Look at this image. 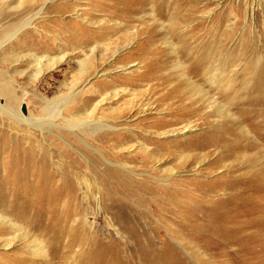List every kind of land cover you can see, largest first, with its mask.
I'll list each match as a JSON object with an SVG mask.
<instances>
[{"label":"rangeland","instance_id":"374dc122","mask_svg":"<svg viewBox=\"0 0 264 264\" xmlns=\"http://www.w3.org/2000/svg\"><path fill=\"white\" fill-rule=\"evenodd\" d=\"M99 1H49L42 16L12 38L31 16V0H0V44L8 39L0 48V264L24 259L34 264H264V186L255 194L238 196L237 204L230 206L223 191L231 181L228 164H216L217 155L182 168L179 162L130 164L116 158L122 148L110 146L115 140L107 139L115 131L138 135L152 148L168 141L196 146L207 128L201 121L168 137H158L153 132L157 128L146 133L152 122L160 123L165 108H156L159 95L152 100L148 95L160 81L142 82L141 73L150 60L162 56L159 66L165 71L155 76L177 71V57L161 39L167 35L177 56L184 49L195 56L220 50L225 60L233 59L232 66L224 61L218 66L231 68H224V79L231 74L242 97L264 66V0H164L169 3L168 15L161 20L166 29L156 31L157 41L148 45V20L134 19L130 44L120 41L122 36L110 32L112 28L103 29L94 45L100 70L74 87L86 55L81 49L63 52L56 28L72 22L74 30L84 31L112 21L108 11L96 7ZM41 3H34L35 12ZM59 4L71 5V12L50 9ZM42 57L40 67L37 59ZM62 57V67L48 70L49 59ZM109 82L115 89L106 90ZM86 97L92 98L89 104L84 103ZM132 102L151 105L117 121ZM170 169L174 175L165 173ZM123 178L181 189L188 210L193 209L167 214L149 198L139 205L134 197L115 192L123 189ZM140 193L136 189L133 194L137 198ZM25 196L28 204L11 205L14 197ZM134 204L148 209L141 213L151 212L144 227L145 217L133 215L138 211ZM220 207L229 212L221 215ZM26 208L31 212L22 215ZM53 223L57 230L66 226L62 238ZM158 230L160 235L145 245ZM73 234L83 240L69 251L65 247Z\"/></svg>","mask_w":264,"mask_h":264},{"label":"bare ground","instance_id":"6f19581e","mask_svg":"<svg viewBox=\"0 0 264 264\" xmlns=\"http://www.w3.org/2000/svg\"><path fill=\"white\" fill-rule=\"evenodd\" d=\"M49 1L52 2L53 0H31V6L29 8V12L31 11V16L27 17L25 23L12 38L16 37V35L21 32L22 29L32 25L36 19L40 18L43 14L42 11L44 4ZM109 1L110 3L105 4V1L101 0L96 7L100 9V11H108L110 15L109 17L113 20L110 22H104L103 24L99 25L97 29H87L83 27L85 29L84 31H77L73 29L72 22L64 24L63 26H59L58 29L56 28V31H58L63 42L59 45L63 52L67 54L72 50L77 51L81 49L80 51L86 55V58L80 62L79 74L76 80L77 83L74 85V87H77V85H79L78 83L83 84L89 80L90 77L98 74L97 72L100 70L101 61L96 59L97 48L94 45L97 42L99 37L98 35L103 29L112 28L110 29V32L118 35L120 34V36H122L120 41L124 40L126 44H130V36H133V31H136L134 19H137L138 21L148 20L147 22H151V24L148 25L146 29V31L149 32L147 39H150L148 45H151L152 41H157L156 39L154 40L156 31L166 29L164 23L161 20L168 15L166 13L167 4L169 3L166 4V1L164 2V0ZM39 2H42V7L39 11L35 12L36 5L34 3ZM103 4H105L104 8H102ZM148 7H150L149 10ZM71 8V5L62 7V4L50 7V9L59 13H62L61 9H64L65 13H70ZM84 15L85 14H82V16ZM87 15L90 16L88 13ZM89 18L93 19L94 17ZM161 39H163V44H165L167 48L171 49V54L176 55L177 59L175 61L174 68H177V71L174 74L165 75L163 73L161 76H155L164 70V67L159 66L161 59L164 60L165 57L162 56L160 59L150 60L148 65L145 67V71L141 73L140 78L142 82L149 83L156 80L160 81L159 83L150 87L148 90V95L151 100L153 97L159 95L158 98L155 99V103L157 104L156 108H165V111L163 110L161 112L164 114V116L159 118L160 123L157 124V122H152L146 127V133L151 134V129L157 128V130L153 132L157 134L158 137H168L176 135L178 132L181 133L184 130H191L193 127H195L193 124L197 121L203 122L202 124L207 128L204 129L203 134L198 137V143L196 146L193 145V147L190 148H188L189 143H182L180 141H168L163 145L155 144L152 148V145L149 141L142 140V138L138 135H131L127 132L122 133L115 131L110 134V138H107L108 141L115 140L114 144L110 146L122 148L121 153L117 154L118 156L116 155V158L126 159L125 161L130 162V164L148 165L179 162V168H182L185 165L188 166L194 163L200 164L206 161L211 155H217L213 159L216 164H224V166L225 164H228L226 165L228 166L227 173L229 174V181H231L223 189V191L228 192L226 194L227 203L230 206H234L237 204L236 198L238 196H243L249 192H254L255 194L257 193L259 186H264V66L257 75L256 81L254 79L255 83H253L250 88H247V92L242 97H239L237 94L238 91H236V88L233 86V76H230L231 74L229 76L226 75V79H224L225 76H223L226 70L228 71V69H231L226 65L232 66V63L235 62L233 59H228V61L225 60V58L222 57L223 55L220 53L219 49V52L209 50V54L204 52L198 56L192 55L190 52H188V50L184 49L180 56H177V54L174 52L176 49L174 47L175 45H173L168 39V36L165 35V37H162ZM7 42L8 39L7 41L0 44V48ZM185 43H187V41H185ZM117 49H115L113 53H116ZM138 50L139 47H136L135 51ZM80 51L78 52L80 53ZM149 52H151V55H153V50H150L147 53ZM66 54H64V57ZM71 54H73V52ZM64 57H62L60 60L54 58L49 59L47 61L48 70L51 69L53 71L58 66L62 67L64 65L62 64ZM43 59V57L37 59V63L40 67H42ZM181 60H185L183 62L185 64H183ZM221 61L227 62L226 65L220 64L221 66L219 65V67L218 64ZM226 84L228 86L227 89L224 87ZM105 86L106 90L115 89V84H113V82L106 83ZM232 88L233 91L229 93ZM70 98L71 97L67 99L69 100ZM91 100V97H86L84 103L89 104ZM133 104L134 102L129 104V107L126 109V111L117 117V121L122 120L129 115L135 116L141 107L144 108L148 105H151H147L146 103L147 106L143 105L139 107L140 105L134 106ZM124 152H128V154L132 153V155L129 157L122 156ZM165 173L174 175V171L171 169L166 170ZM127 180L128 179H124L123 183H121L119 186L123 187V189L120 190L117 188L115 189V192L117 194L126 193L125 195L134 197L136 203L139 205H144V203H146L147 199L149 198L151 201H153V204L156 205L155 207L158 208L157 210H160L161 212L164 211L167 214H172V212H177L181 209H183V211L186 213L193 209L190 208L188 210L187 206L189 202L185 201L183 196L184 192L181 189H174L173 187L168 189V187L171 186L154 187L146 179H137L133 182ZM126 183H128V185ZM179 185L181 186V184ZM136 189H140L141 191L137 198L136 194H133ZM151 195L153 196L150 198ZM15 197L10 201L11 205L13 206L16 204L24 205L29 203V199L26 196L22 199H17ZM134 208L138 210L133 214L135 217L140 218V216H142V218L145 217L146 219L142 226L144 224H149L151 219L149 213L151 212L141 213V210L146 211L148 209H142L135 204ZM30 212L31 211L26 208L24 209L23 214H21L28 215ZM228 212L223 210L222 207L219 209V213L221 215H225V213L227 214ZM193 213L195 212H192V214ZM1 220L2 222H9V220L6 218ZM168 221L170 222L169 219ZM184 221L185 225H187L189 222L188 219H185ZM54 225L56 224L53 223V231L56 230L60 235L59 238H62V234H65L64 230H66V226H62L59 228V230H57L55 229L56 227H54ZM12 226L13 225H11V227ZM34 230H37V227H35ZM159 235L160 232L158 230L151 238L145 240L147 243L145 245L150 244L152 238L158 237ZM73 236H75V234L69 235V240L67 239L68 244L65 248H67L69 251L75 247L74 244H78L79 240H83V238L75 239ZM162 242L163 244L161 245L165 246V241ZM91 243L92 242L89 241V244ZM20 264H34V262L24 259L22 262H20Z\"/></svg>","mask_w":264,"mask_h":264},{"label":"water","instance_id":"95a60500","mask_svg":"<svg viewBox=\"0 0 264 264\" xmlns=\"http://www.w3.org/2000/svg\"><path fill=\"white\" fill-rule=\"evenodd\" d=\"M22 113L23 114H26L27 112H26V108H25V106L23 105V107H22Z\"/></svg>","mask_w":264,"mask_h":264}]
</instances>
